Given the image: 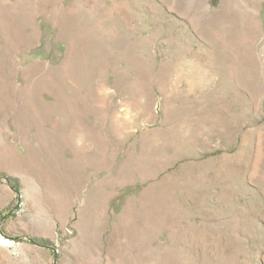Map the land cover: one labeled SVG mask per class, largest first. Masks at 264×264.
<instances>
[{"label":"rangeland","instance_id":"rangeland-1","mask_svg":"<svg viewBox=\"0 0 264 264\" xmlns=\"http://www.w3.org/2000/svg\"><path fill=\"white\" fill-rule=\"evenodd\" d=\"M0 264H264V0H0Z\"/></svg>","mask_w":264,"mask_h":264},{"label":"bare ground","instance_id":"bare-ground-1","mask_svg":"<svg viewBox=\"0 0 264 264\" xmlns=\"http://www.w3.org/2000/svg\"><path fill=\"white\" fill-rule=\"evenodd\" d=\"M0 243H1V244H7L8 241L5 240V239H3V238L1 237V235H0Z\"/></svg>","mask_w":264,"mask_h":264}]
</instances>
